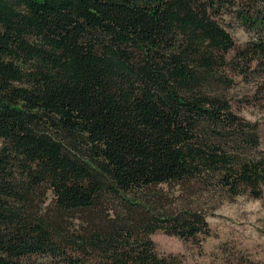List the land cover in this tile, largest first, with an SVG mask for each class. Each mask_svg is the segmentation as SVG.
Returning <instances> with one entry per match:
<instances>
[{
    "label": "trees",
    "instance_id": "obj_1",
    "mask_svg": "<svg viewBox=\"0 0 264 264\" xmlns=\"http://www.w3.org/2000/svg\"><path fill=\"white\" fill-rule=\"evenodd\" d=\"M235 77L264 79V0H0V264H184L150 236L206 215L160 186L264 194Z\"/></svg>",
    "mask_w": 264,
    "mask_h": 264
},
{
    "label": "rangeland",
    "instance_id": "obj_2",
    "mask_svg": "<svg viewBox=\"0 0 264 264\" xmlns=\"http://www.w3.org/2000/svg\"><path fill=\"white\" fill-rule=\"evenodd\" d=\"M227 31L237 47L253 40L234 18H225ZM229 91L233 111L258 125L259 147L264 153V79L235 77ZM164 210L191 209L206 215L209 233L199 243L157 232L150 236L160 254L178 255L184 264H264V194L260 199L249 196L229 198L223 190L198 183L159 187ZM50 200V193L47 195ZM167 198V200H166ZM28 264H57L47 257L36 256Z\"/></svg>",
    "mask_w": 264,
    "mask_h": 264
}]
</instances>
